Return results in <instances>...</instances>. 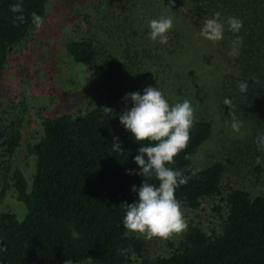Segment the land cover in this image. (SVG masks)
Segmentation results:
<instances>
[{"label": "trees", "instance_id": "obj_1", "mask_svg": "<svg viewBox=\"0 0 264 264\" xmlns=\"http://www.w3.org/2000/svg\"><path fill=\"white\" fill-rule=\"evenodd\" d=\"M53 1L0 0V71L16 45L35 28L31 13L46 18ZM18 2L23 13L11 11V5ZM91 3L94 16L80 8L77 14L94 25L93 16L97 28L83 33L78 30L65 47L75 61L89 68L92 94L84 109L42 119V133L29 145L35 157L30 183L13 162L23 112L17 110L12 118L0 117V203L12 188L26 208L21 218L8 208L0 210V247L6 249L0 251V264H63L66 259L73 264H264V193L234 186L223 191L225 165L216 160L198 168L192 159L214 132L211 117L223 109L231 112L223 103L225 98L232 101L236 120L247 124L250 131L264 134V0ZM217 12L224 33L223 39L214 43L200 31L204 20ZM21 14L25 22L14 25V16ZM161 16L173 19L168 38H183L174 48L150 39L149 21ZM230 16L242 20L239 32L228 30ZM237 36L243 38V44L238 55L230 56ZM203 53L204 58L191 62L190 57ZM156 55L160 66L168 70L154 67ZM179 56L182 63L176 60ZM173 63H189L188 74L178 86L166 80ZM176 75L173 73V78ZM190 77L191 83H187ZM206 82L213 85L212 94L198 106L193 100L195 119L187 147L166 166L189 177L174 193L180 205L193 210L206 198H218L213 207L222 213V220L219 227H205L193 220L182 236L170 243L169 250L150 254L142 235L123 226L125 209L121 204L139 200L132 186L139 189L145 179L159 184L154 175L146 178L126 172H140L134 157L150 142L136 141L120 123V114L132 106L131 99L124 97L134 91L143 94L145 87L152 86L161 90L171 106L176 98L169 89L203 95ZM241 82L248 83L246 92L239 90ZM104 107L113 111L105 112ZM115 137L122 151L112 150Z\"/></svg>", "mask_w": 264, "mask_h": 264}, {"label": "rangeland", "instance_id": "obj_2", "mask_svg": "<svg viewBox=\"0 0 264 264\" xmlns=\"http://www.w3.org/2000/svg\"><path fill=\"white\" fill-rule=\"evenodd\" d=\"M93 1L97 0L91 2ZM91 2L90 0H78V3L75 0H54L53 7L47 10L46 18L44 16L43 27L31 29L28 38L16 45L0 71V117L12 118L17 110H21L24 115L20 129L21 139L15 150L13 162L25 172L29 183L31 178L28 177L35 167V157L30 153L29 145L40 137L42 119L61 112H77L79 109H84L86 100L92 94L93 78L89 68L75 61L65 47L67 39L76 36L79 31L83 33L97 28V20L92 18L95 13L92 8L94 3ZM79 8L93 15L90 19L94 20V25L79 18L77 14ZM182 39L181 37L168 38L166 46L174 48ZM194 58L195 60L204 58V53L199 57L196 55L190 57L193 63ZM181 59V56L176 58L182 63ZM151 64L154 65L153 62ZM188 66L189 63L182 65L173 63L166 80H170L172 85H180L188 74ZM154 67L163 68L160 66L157 55ZM166 70L168 68L164 67L161 71ZM173 73L177 74L174 78ZM187 81L191 83V77ZM202 87L203 95L195 92L191 94L185 92L183 95L172 89L169 91L171 90V96L176 98V103L189 100L191 104L196 101L195 106H198L212 94L213 85L210 82H206ZM212 104L215 105V103ZM211 119L215 125L214 132L193 153V164L199 168L216 160L221 161L225 165L221 181L223 191L234 186L247 189L252 193H264V151L257 143V136L260 134L257 131H250L247 124L236 119L235 122L240 125V130L235 131L232 128L233 117L228 110L226 112L223 109L221 114L215 113ZM251 142L254 143L251 144ZM257 158L260 159V163H256ZM216 200L218 201V198H206L193 210L181 205L187 225L193 220H198L205 227H219L222 213L213 207ZM7 208L16 212L19 218L26 210L24 203L16 198L12 188L7 190L6 196L0 203V210ZM182 233L173 234L166 240L158 237L146 240L142 237L148 244L150 254H156L169 250L170 243L177 241Z\"/></svg>", "mask_w": 264, "mask_h": 264}, {"label": "clouds", "instance_id": "obj_3", "mask_svg": "<svg viewBox=\"0 0 264 264\" xmlns=\"http://www.w3.org/2000/svg\"><path fill=\"white\" fill-rule=\"evenodd\" d=\"M170 3L174 4L175 0H170ZM11 11L23 13L22 3L11 5ZM31 17L32 24L36 29L43 27L44 18L41 15L32 12ZM219 17L220 13L217 12L213 18L205 19L200 31L202 37L214 43L223 39L224 23L219 20ZM25 19L22 14L15 15L13 24L24 23ZM227 24L228 30L232 32H239L243 27L242 20L235 16L228 17ZM149 27L150 39L153 42L158 40L159 43L166 44L167 33L173 27V19L161 16L159 19L150 20ZM242 44L243 38L237 36L232 42V50L229 55H238L239 47ZM238 87L241 92H246L248 83L241 82ZM129 98L132 106L120 114V123L126 130H130L136 141H149L150 143L141 146L138 149V154L134 157V162L140 167V172L136 173L133 169H127L126 172L139 174L146 178L154 175L159 184L156 186L145 179L139 189L136 185L132 186V191L138 192L139 200L121 204L125 209L123 226L129 232L142 235L146 240H151L154 237L166 240L173 234H181L187 229L181 205L174 193L176 188L187 183L189 177L183 175L179 170L167 167L166 164L174 163V157L187 147L190 138L189 130L195 119V110L189 100H183V102H177L170 106L161 90L152 86L145 87L143 94L139 91L127 93L124 99ZM223 103L231 109L230 116L234 121L232 128L238 132L240 125L235 122L232 101L225 98ZM103 109L105 112L113 111L110 107ZM114 140L112 150L122 151L119 138L115 137ZM257 143L264 151V134L257 136ZM256 163H260L259 158ZM5 250L0 247V251ZM63 264H73V261L66 259Z\"/></svg>", "mask_w": 264, "mask_h": 264}]
</instances>
